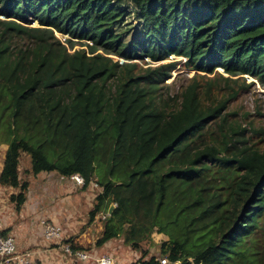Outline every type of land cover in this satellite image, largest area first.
Returning <instances> with one entry per match:
<instances>
[{
  "label": "trees",
  "instance_id": "obj_1",
  "mask_svg": "<svg viewBox=\"0 0 264 264\" xmlns=\"http://www.w3.org/2000/svg\"><path fill=\"white\" fill-rule=\"evenodd\" d=\"M171 56L196 72L172 96L174 64L133 62ZM219 69L264 86V0H0V187L20 212L31 176H82L89 223L106 215L95 247L120 242L131 264H264V134L229 122Z\"/></svg>",
  "mask_w": 264,
  "mask_h": 264
},
{
  "label": "rangeland",
  "instance_id": "obj_2",
  "mask_svg": "<svg viewBox=\"0 0 264 264\" xmlns=\"http://www.w3.org/2000/svg\"><path fill=\"white\" fill-rule=\"evenodd\" d=\"M38 26L37 22H33L30 25L31 28H36ZM55 35L61 42H64L68 38V36L58 33H55ZM75 41L78 42V40ZM76 49H80V46H77ZM111 57L120 64L125 62L119 57ZM133 62H136L139 67L144 69L174 64V67L171 68V77L164 83V85H171V96L177 94L179 89L185 86L189 79H192L196 74L194 70H190V68L186 66V59L176 58L175 56H171L169 60L159 63H154L149 58ZM217 72L221 74L222 77L215 75L207 76L208 78L215 79L213 80L216 86L214 97L222 99L232 96L233 92L238 93L234 99H231L229 109L227 110V112L230 113L229 122L239 124L242 129L249 131L254 128L256 130V135L253 140L259 141L263 136L261 133L263 132L264 134V86L250 76L229 78L228 75L223 73L222 69H219ZM225 79L228 80L226 81ZM30 168V158L28 155L22 154L20 167L22 177H25L24 171ZM44 176H47V174H44ZM52 178L53 177H46L44 180L41 178L38 180L33 179V184L29 182L30 185L32 184V189L35 190L32 195H34V197L38 195L37 197L39 200L36 203L28 190V200L21 209L23 210V212H21L22 215L16 210L15 205L10 202V198L7 200L5 195L0 194V228L8 226L9 229H17L16 234L13 236L15 243H17L19 236L22 237L23 235L25 237H30V234H32L35 239L34 245H37V243L40 244L45 241L43 238V226L41 224L42 221L45 220L46 222L59 225L62 228L63 235L65 234V241L67 239L76 240L81 237L86 241V248H95L96 250L89 254L90 259L108 255L114 260V264L133 263L137 252L127 248L120 242L108 244L102 249L95 247L97 238L100 237L101 227H103L102 219H104V216L106 217V215H103L101 218V215H99L97 221L89 223V211L93 207L95 195L98 191L96 189H94V191L88 190L87 194H84L79 192V188L82 187H77L74 183L69 181L67 182L68 187H66L58 180H54L53 182ZM29 180L30 178H28V181ZM38 190H42V192L39 193ZM65 190L71 191V196L67 197ZM13 192L16 194L19 193L18 190ZM103 214H105V212ZM69 215V220H65ZM166 240L167 237L155 235L152 240L144 243L143 249L149 253V257L158 256L160 254V245ZM46 244L47 246L45 248H42V245L39 246L45 250H57L54 251V253L49 252L45 254L42 257L44 263H66L68 257L64 252V245L62 243L60 244V248L54 243ZM31 251H25V253H36L37 250ZM33 258L35 260L37 259L36 263L39 261L37 256L33 255ZM9 262L13 263L14 261ZM38 264L43 263L39 261ZM91 264L94 263L92 262Z\"/></svg>",
  "mask_w": 264,
  "mask_h": 264
},
{
  "label": "built area",
  "instance_id": "obj_3",
  "mask_svg": "<svg viewBox=\"0 0 264 264\" xmlns=\"http://www.w3.org/2000/svg\"><path fill=\"white\" fill-rule=\"evenodd\" d=\"M70 182L74 183L77 187H84L85 180L80 175H74L70 178ZM97 187V184L94 185ZM105 219V216H104ZM43 226V238L45 239L46 243H56L60 242L63 238V230L59 225H55L53 223L46 222L45 220L42 221ZM64 252L67 257L73 260V258L80 259L82 261H88L89 256L87 254L77 252L73 253L69 246H64ZM33 255L35 253H23L19 254L17 250V245L15 243L14 237L9 236L8 238L0 237V264H5L9 261H15L18 264H37ZM97 264H114V260L108 256L103 255L99 259L96 260ZM162 264H169L167 259H163L161 261Z\"/></svg>",
  "mask_w": 264,
  "mask_h": 264
},
{
  "label": "crops",
  "instance_id": "obj_4",
  "mask_svg": "<svg viewBox=\"0 0 264 264\" xmlns=\"http://www.w3.org/2000/svg\"><path fill=\"white\" fill-rule=\"evenodd\" d=\"M3 157H4V154L2 155V159H1V161L3 162ZM2 166V165H1ZM0 170H1V167H0ZM53 174H55V173H51V174H47V176H44V174H41V175H38V176H36V177H34V176H31L30 177V180H29V182H31L32 184H33V179L35 180H38V179H42V180H44L46 177H53L52 178V180H53V182H54V180H58V181H60L61 183H62V185H64V186H66V187H68V183L66 182V181H62L61 179H59L58 177H57V175L55 174V175H53ZM57 181V182H58ZM70 182V181H69ZM31 184V185H32ZM60 184V183H59ZM31 185H30V183H29V191H30V193H31V195H32V193L35 191L34 189H32V187H31ZM43 188V187H42ZM66 191V193H67V197H69V196H71V191H69V190H65ZM38 192L39 193H41L42 192V190H38ZM12 193H14L11 189H5V188H2V187H0V194L1 195H5V198L7 199V200H9V198H10V195L12 194ZM84 194H87V193H84ZM33 196V198H34V200L36 201V203L38 202V200H39V198L37 197L38 195H36V197H34V195H32ZM39 197H41V196H39ZM21 212H23V210H21L20 211V214L22 215V213ZM72 217V216H71ZM69 218H70V215L68 216V217H66L65 218V220H69ZM2 229V230H1ZM7 229H9L8 228V226L7 227H1L0 228V231H3V230H7ZM16 232H17V229H11V232H10V236H14V234H16ZM25 235V234H24ZM34 243H35V239H34V237L32 236V234H30V237H25V236H23L22 235V237H18V241H17V243H16V245H17V250H18V252H19V254H23V253H25V251H36V253H35V256H37V258H38V260L39 261H41L43 264H46V263H44V259L42 258L45 254H47V253H54V251H56L57 249H55V250H49V249H47V250H45V249H42V248H45L46 246H47V244H46V242L44 241V242H42V243H37V245H34ZM56 243H60V242H56ZM56 243H54V244H56ZM39 245H42L41 247L39 246ZM57 245V244H56ZM31 251V252H32ZM46 252V253H45ZM34 253V252H33ZM37 260V259H36ZM6 264V263H5ZM7 264H17L15 261L13 262V263H10V262H7ZM64 264H71V261H66V263H64Z\"/></svg>",
  "mask_w": 264,
  "mask_h": 264
},
{
  "label": "water",
  "instance_id": "obj_5",
  "mask_svg": "<svg viewBox=\"0 0 264 264\" xmlns=\"http://www.w3.org/2000/svg\"><path fill=\"white\" fill-rule=\"evenodd\" d=\"M114 208H115V206L114 205H111L110 210H109V215H111V213H112V211H113Z\"/></svg>",
  "mask_w": 264,
  "mask_h": 264
}]
</instances>
